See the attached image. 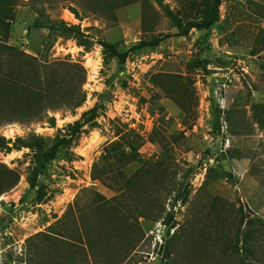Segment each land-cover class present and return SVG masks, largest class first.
I'll list each match as a JSON object with an SVG mask.
<instances>
[{"label": "rangeland", "instance_id": "374dc122", "mask_svg": "<svg viewBox=\"0 0 264 264\" xmlns=\"http://www.w3.org/2000/svg\"><path fill=\"white\" fill-rule=\"evenodd\" d=\"M211 4L0 0V264H264V0Z\"/></svg>", "mask_w": 264, "mask_h": 264}, {"label": "trees", "instance_id": "16d2710c", "mask_svg": "<svg viewBox=\"0 0 264 264\" xmlns=\"http://www.w3.org/2000/svg\"><path fill=\"white\" fill-rule=\"evenodd\" d=\"M221 0H212V4H211V18L209 20H206L204 23L202 24H188V26H195L196 27H203V28H209L214 21H216L218 19V7L220 5ZM167 13L169 15H172V12L167 9L166 10ZM81 44L85 45L83 42H81ZM143 44H138V47H142ZM111 48V46L109 45H105V49ZM112 50H110L109 53H112L113 55H115L116 57H118L119 62L120 63H124V57L118 53L115 49L111 48ZM51 121H54V118L51 117L50 118ZM84 122H81L79 120H77L74 123V127H73V131L72 134L66 138V137H61L58 140H56V142L52 145L51 149L42 155L43 160H39L40 163V171H45L46 165L45 163L47 162V158L52 157L54 152L57 150V148H59L62 145L65 144H70L74 138L77 136L78 132L80 131V129L83 127ZM9 143H11V145H9ZM28 146V144H26L25 140L22 138L17 137L14 141H10L9 139H5L3 136H0V148L4 149L5 151L9 152L11 151L13 148L19 149L21 147H26ZM38 184H34L33 187H37ZM43 199V190L42 187L39 186L36 188V200L37 201H41Z\"/></svg>", "mask_w": 264, "mask_h": 264}]
</instances>
